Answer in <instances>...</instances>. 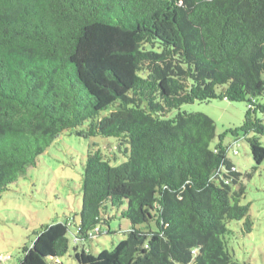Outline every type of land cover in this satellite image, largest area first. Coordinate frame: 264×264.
Here are the masks:
<instances>
[{
  "label": "trees",
  "instance_id": "1",
  "mask_svg": "<svg viewBox=\"0 0 264 264\" xmlns=\"http://www.w3.org/2000/svg\"><path fill=\"white\" fill-rule=\"evenodd\" d=\"M213 99L246 103L215 144L210 116L167 117ZM64 131L114 137L127 157L86 155L78 264H240L226 224L250 230L249 207L223 137L241 131L252 169L264 161V0H0V193ZM122 206L127 237L78 250ZM68 226L42 225L18 264L66 254Z\"/></svg>",
  "mask_w": 264,
  "mask_h": 264
},
{
  "label": "rangeland",
  "instance_id": "2",
  "mask_svg": "<svg viewBox=\"0 0 264 264\" xmlns=\"http://www.w3.org/2000/svg\"><path fill=\"white\" fill-rule=\"evenodd\" d=\"M178 111L202 112L215 122V137L212 144L228 129H236L244 120L246 103L227 99L195 101L173 109L167 117ZM235 136L226 133L223 144L228 147L227 155L243 174L244 194L240 203L248 205L250 230H246L244 219L226 224L229 232L225 236L227 248L240 264H264V161L257 166L250 147L242 132ZM264 146V136L261 137ZM99 150L112 165L127 159L123 146H118L114 137L82 138L72 131L60 133L37 158L36 165L26 170L15 182L0 193V264H18L25 246H31L35 232L52 221L68 222L69 251L48 264H78L73 257L74 237L80 221L82 200V172L89 151ZM249 174V176H247ZM120 208L102 210L110 217L102 224V233L92 239L80 240L78 250L84 248L92 254L104 249L111 250L120 240L127 237L131 222L121 216ZM155 229V224L150 223ZM146 230L148 224L139 226Z\"/></svg>",
  "mask_w": 264,
  "mask_h": 264
},
{
  "label": "built area",
  "instance_id": "3",
  "mask_svg": "<svg viewBox=\"0 0 264 264\" xmlns=\"http://www.w3.org/2000/svg\"><path fill=\"white\" fill-rule=\"evenodd\" d=\"M97 230V229H96Z\"/></svg>",
  "mask_w": 264,
  "mask_h": 264
}]
</instances>
